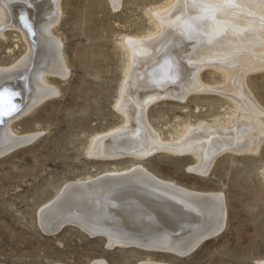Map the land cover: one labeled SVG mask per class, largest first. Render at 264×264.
I'll use <instances>...</instances> for the list:
<instances>
[{
	"label": "rangeland",
	"instance_id": "374dc122",
	"mask_svg": "<svg viewBox=\"0 0 264 264\" xmlns=\"http://www.w3.org/2000/svg\"><path fill=\"white\" fill-rule=\"evenodd\" d=\"M173 1H57L60 17L51 33L55 35L53 37L59 41V45L62 43L60 58L63 65L66 64L64 76L49 74L46 80L55 93L13 125L16 134L34 135L32 140L0 156V264H264V140L257 152L222 151L215 156L208 171L201 172L193 170L198 160L188 153L153 151L151 154L141 155L138 150L135 153L124 152L112 156L98 152L99 157L96 147H93L102 137L120 138L126 134L134 137V133L132 135L130 132L129 135L127 132L128 122L125 121L126 116L123 117V110L127 106L121 104L128 98L130 88L138 85L141 78L146 79L154 89L152 95L148 96L147 101L151 103L146 105L144 119L162 136L160 138L163 141H170V136H175L184 124L198 126L201 122L213 123L216 119L226 121L230 112L236 110L235 100L229 96L226 76L223 75L224 68L227 67L223 59L225 56L228 59L242 51L249 53L243 49H234L236 42L229 41L230 38L223 39L221 45L226 46L225 53L198 60L194 56L198 57L199 52L210 46V42L209 45L205 44L208 45L205 48L194 49L198 55L195 51L184 55L173 50L185 64L189 62L197 68L194 78L197 79L199 87L194 89L195 93L186 87L179 88L170 64L162 58L167 52V46L171 49L176 46L173 43L174 30L187 22V16L182 15L183 9L169 32L171 35L166 34L163 39L161 55L158 53L155 60L148 64L152 69L158 68V74L154 76L143 69L145 64L137 59L136 72L140 77L137 81L127 77L130 69L129 57L122 43L127 38H148L149 33L154 31V24L147 13L154 8L166 10L164 13H167L173 8ZM5 36L0 37V66L14 63L26 50L25 43L17 32L9 30L5 32ZM228 46L231 48L228 49ZM239 48L243 46L240 45ZM207 58L215 59L214 63ZM203 62L208 70L203 67ZM246 72L243 75V84L246 85L247 92L264 108V67L250 68ZM192 78L193 76L190 77ZM126 83L128 86L124 88ZM169 85L172 87H168ZM109 131L110 135L107 134ZM142 168L144 171L146 169V175L154 176L182 190L197 192L194 194H199L201 198L210 194L217 202L220 199L219 207L222 205L224 208H220L219 220L222 223L218 220V231L189 250L178 246L182 254L162 248L159 242L151 243L148 238H144L142 244L121 245L117 239L118 233H130L115 226L118 218L110 219L104 213L117 206V201L109 193L124 183L107 186L104 182L110 177H116L115 175H132ZM100 181L105 186L96 188L95 182ZM82 182L95 187L91 190L93 192H88L90 196L86 197L88 193H85L78 200V197H71L72 193H65V187L72 188V185L74 187L76 183ZM170 190L179 195V202L184 198H191L177 190ZM67 195H71L72 203ZM210 196L208 199L212 200ZM127 198V195L123 196V199ZM179 198L183 200L180 201ZM86 199H91L92 204L106 206V211L94 213L95 211L84 206ZM55 201L60 202L58 204ZM51 203L56 204L53 206ZM68 203H71L69 210ZM65 204L66 210L63 207ZM76 204L82 208L75 209L78 208ZM50 207L56 209L48 216L46 213L49 210L46 208ZM79 210L84 213L82 216ZM188 210V207H184L178 212L189 215ZM63 213L71 214L66 216ZM176 213L177 209L175 216Z\"/></svg>",
	"mask_w": 264,
	"mask_h": 264
},
{
	"label": "bare ground",
	"instance_id": "6f19581e",
	"mask_svg": "<svg viewBox=\"0 0 264 264\" xmlns=\"http://www.w3.org/2000/svg\"><path fill=\"white\" fill-rule=\"evenodd\" d=\"M12 1L17 0H0V37H6V31H15L24 41L26 50L25 53L22 54L21 58L17 59V61L14 63L6 66H0V93H3L5 88H11V83H13V85L15 84L13 86L14 89L22 92L21 99H18L20 107L12 111V107L9 105L3 111L6 114L0 115V156H3L5 153L12 151L18 146L25 145L30 140H32L34 135L16 134L14 132L13 125L24 115L38 106L39 103L45 99H48V97L55 93L54 89L47 83V76L49 74H58L64 76V65H66H63L64 62H62L63 60L60 58V46L62 43L59 45V41L54 38L55 35H52L51 33L52 27L54 24H57L56 22L59 21L58 19L60 17L57 7L58 0H40L42 2L39 0H18L23 2L24 5H26V7H28L30 10V12H28V20L24 21V23H21L20 19L17 20L15 18L14 9H12V7L8 4ZM110 1L112 2V0ZM114 1L117 0H113V2ZM173 2V8H170L171 10L167 13H164L166 10H157L156 8H154L152 12L147 13L150 15V18L154 24V31L152 30L153 32L149 33L148 38L145 39L143 37L144 40H137L139 38H125L126 41L122 43V46L126 50V53L129 57L128 65L130 68L129 72L127 71V77L131 78L133 81H137L138 77H140V75L136 72L138 71L136 64L137 59L142 60V62L145 64V68L143 69H146L154 76L158 74V68L154 67V69H152L149 66L150 62H152L153 59L155 60V56L158 53L160 54L161 50H163L160 46L164 41L163 39L165 35H171L169 32L172 30L173 26L177 22V19L184 10L182 15L183 17L184 15L187 16V22L183 23L182 27L180 26L175 30L173 29L175 32L173 35V43H175L176 46L170 45L173 49L167 46L165 49L167 52L162 55V58L170 64L173 70V77L178 80L177 82L179 83V88L186 87L187 89H192L194 92V89L199 87V84H197V79L194 78V73L196 71L195 69L197 68L192 64H189V62L188 64H185L178 57V55H175L173 50H177L182 52L184 55H188L193 53L195 51L194 49L197 50V48L200 49L204 46L207 47L210 42V46H208V48L201 52L198 51V57L194 56L193 54L194 58H197L195 60H198L209 55L210 57H215V55L218 56L219 54L225 53L226 46L221 45L223 39L225 40L230 38L229 41L236 42L237 44L234 45V49L236 48L238 51L243 49L249 52L246 53L242 51V53H237L238 56L236 55L228 59L226 58L227 56H225L226 59L223 58L224 64H227V67L224 68L223 75L224 77L226 76L225 79L228 86L227 91L229 92V96L235 100L234 103L236 110L230 112L226 121H219L216 119L213 123L201 122L198 124V126H194L195 124H184L180 130L175 133V136H170V141L168 139V141H163L160 138L162 136L153 130L152 127L149 126L150 124L148 125L146 123V118L144 119L145 115L143 116V113L146 109V105L151 103H148L147 101L149 99L148 96L152 95L154 89L146 79L141 78L140 81L138 80V85H133L132 88H130L128 98L124 99L125 103L121 104V106H127L125 107L126 110L125 108L123 110L125 114L123 117L126 116L125 121L128 122L127 132H129V135L130 132L131 134L134 133V137L127 136V134L120 138L117 136H112L108 139L102 137L98 141L97 145L95 143L96 146L93 147H96L95 150L97 151L98 156V152L112 156L120 155L124 152L135 153L138 150L141 151V155L146 153L151 154L150 152L153 151H165L172 154L188 153L198 160V164L195 166V168L191 169L201 172L206 171L210 167L215 156L222 151L231 150L232 152L240 153L243 151L248 152L256 150L257 152L260 144L264 140V108L260 106L256 100H254L252 95L247 92L248 90L245 87L246 85L243 84V75H245L244 73L247 70L250 71V68L254 67H264V0H174ZM113 4L112 6H114ZM178 30L180 31L176 33ZM157 32L159 33L154 36V34ZM206 43H208V45H205ZM240 45L241 47L243 46V48L238 49ZM229 47L231 48V46H228L227 48L230 49ZM251 48L253 49L251 50ZM196 54L198 55V53ZM157 59H160V57H157ZM207 59L209 61L211 60L212 62L215 60L212 58ZM204 63L205 62L202 63L204 65L203 67H205ZM198 64H200V62ZM197 67L200 68L199 65ZM62 76H60V78ZM191 76H193L192 79H190ZM198 76L200 77L199 72ZM127 86V83L124 84V88ZM168 87H172V85H169ZM203 89L206 88L204 87ZM124 92L125 91L122 93L123 96ZM127 99L130 100V102H127ZM119 102L118 104H120ZM116 109H118V106ZM108 133L111 132L109 131L107 134ZM98 138L99 136H97L96 139ZM101 157H104V155ZM136 169H138V167ZM145 172L146 169L144 171L142 168L141 171L133 173L132 175L120 176L119 174V176L115 175L116 177H110L104 182V184L107 186L113 185V183H124L123 186L113 188L111 193H109V196L113 197L114 201H117H115L117 206L112 205L113 207L109 211L107 210L106 213H104L106 211V206L102 207L101 205L98 206L96 204H92L91 199H86L84 204L85 207L95 211L94 213H104L105 216L108 215L110 219L114 217L118 218V222H115V226L117 228L120 227L119 229H124L130 233V235H124L123 232L120 235L118 233L117 239H119L118 242L121 243V245H127L131 243L142 244V240L144 238H148V240L150 239L149 242L151 243L159 242L162 248H168L175 252H180L181 250L179 247L189 250L205 237L214 234L219 226L218 222L220 221V208L223 207L222 205L219 207L218 202L220 199L217 202L216 199H213L215 197H211L209 194L210 199L212 198V200H209V196L207 197L206 195L208 194L206 193V198H201L199 197V194H194L197 192L193 193L182 190L178 188V186H174L168 182L165 183L160 179H156L153 175L152 176L154 178L150 177L148 176L149 174L146 175L147 172L146 174ZM104 184L101 181L95 182V187L101 188V186L103 187ZM95 187H93V184L82 182L76 183L74 187L72 185V188L70 187L67 189V187H65L66 189L64 190L65 193H72L71 195H73H67V197L71 196L74 199L75 197H78L79 200V196L85 193L87 194L88 192H93L91 190H93ZM170 189L177 190L178 192H181L185 195H189L191 198H184L182 196L184 200L183 198H179L180 201L183 200L182 202H179L177 199L179 195L174 194L175 192L171 191ZM94 194H96V192H94ZM88 195L90 196L88 193L86 197ZM126 195L128 198L123 199V196ZM71 197L69 199H65L70 200L72 199ZM220 197L221 196H219V198ZM94 200L95 199H93V203ZM61 201L65 202L64 200ZM57 202L59 204L60 201ZM72 202L73 199L71 203ZM71 203H68V210ZM55 204H53V206ZM66 204L63 205L65 210ZM72 205L70 207L73 208ZM76 207H78L77 204ZM184 207H188L189 215H185L183 212H178L179 209L181 210ZM56 208L58 209V205ZM56 208H46L49 210L46 215H52L49 213H53ZM80 208L82 207L79 206L75 209ZM176 209L177 213L175 216L174 212ZM79 211L81 213L82 210ZM84 211H86V209ZM69 214L67 215L69 216ZM82 214L84 213H81V216ZM53 216L55 215L53 214ZM50 226H52V223ZM93 227L96 228L95 226ZM46 228H49V226ZM131 234L135 235L132 236ZM116 242L115 244H117Z\"/></svg>",
	"mask_w": 264,
	"mask_h": 264
},
{
	"label": "water",
	"instance_id": "95a60500",
	"mask_svg": "<svg viewBox=\"0 0 264 264\" xmlns=\"http://www.w3.org/2000/svg\"><path fill=\"white\" fill-rule=\"evenodd\" d=\"M8 4L12 7V9H14L15 18L17 20L20 19L21 23H24V21L28 20V12H30V10L28 9V7H26V5H24L23 2L17 0L9 2ZM11 85V88H5L3 91V93H7V96L5 97L3 106L0 107V115L6 114L3 111L9 105H11L12 111L13 109L15 110L20 107L18 99H21L22 92L13 88L15 84L13 85V83H11Z\"/></svg>",
	"mask_w": 264,
	"mask_h": 264
},
{
	"label": "snow or ice",
	"instance_id": "6c2138e0",
	"mask_svg": "<svg viewBox=\"0 0 264 264\" xmlns=\"http://www.w3.org/2000/svg\"><path fill=\"white\" fill-rule=\"evenodd\" d=\"M6 96H7V93H0V107L3 106V103H4V100H5Z\"/></svg>",
	"mask_w": 264,
	"mask_h": 264
}]
</instances>
